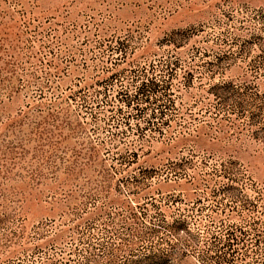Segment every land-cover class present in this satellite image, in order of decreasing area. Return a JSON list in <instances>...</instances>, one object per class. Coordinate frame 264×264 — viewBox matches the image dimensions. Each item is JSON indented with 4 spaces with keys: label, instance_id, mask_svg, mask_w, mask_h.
<instances>
[{
    "label": "rangeland",
    "instance_id": "1",
    "mask_svg": "<svg viewBox=\"0 0 264 264\" xmlns=\"http://www.w3.org/2000/svg\"><path fill=\"white\" fill-rule=\"evenodd\" d=\"M0 264H264V0H0Z\"/></svg>",
    "mask_w": 264,
    "mask_h": 264
}]
</instances>
